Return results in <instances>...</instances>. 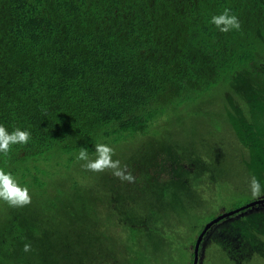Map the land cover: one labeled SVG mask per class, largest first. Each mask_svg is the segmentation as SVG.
I'll return each mask as SVG.
<instances>
[{"label":"trees","instance_id":"obj_1","mask_svg":"<svg viewBox=\"0 0 264 264\" xmlns=\"http://www.w3.org/2000/svg\"><path fill=\"white\" fill-rule=\"evenodd\" d=\"M225 8L240 30L210 23ZM216 94L227 136L210 142L264 150V0H0V125L31 133L0 153V168L31 196L23 207L0 200V264H151L163 255L174 224L164 203L186 187L176 176L189 180L195 167L210 175L167 116L206 115ZM140 136L164 144L154 146L164 155L145 160L174 183L148 170L129 183L77 160L82 148L95 158L97 143L116 151ZM250 209L213 241L228 264L264 260V207ZM118 226L129 243L117 261Z\"/></svg>","mask_w":264,"mask_h":264},{"label":"rangeland","instance_id":"obj_2","mask_svg":"<svg viewBox=\"0 0 264 264\" xmlns=\"http://www.w3.org/2000/svg\"><path fill=\"white\" fill-rule=\"evenodd\" d=\"M205 106L209 108L204 110L206 115L201 113H191L189 115L190 108H187L180 112L170 110L172 114L167 116V119L173 117L172 136L174 135L175 140L179 142L182 149L183 146H191L196 155L205 157V166L210 175H214L215 178L205 175L203 170L202 174L199 171L201 168L197 169V167H193L196 171L194 176L189 177V180L176 176L178 182H181L182 186L185 183L186 187L183 188L184 193L177 195L180 197L175 200L169 199L173 196V191L170 192L171 194L166 195L169 200L164 203V207L170 211L169 221L174 222L173 230L170 234V243L165 248L163 255L158 253L152 259L151 264H191V261L194 260V243L204 227L219 215L258 200L251 196L249 188V181L253 175L264 185V163L262 164L264 150L251 151L234 142H226L225 147L219 146V148H216V145H213L210 139L217 140L223 137L226 139L227 136V130L214 117L216 114H220L222 112L221 108L224 107L222 95L216 94L209 98ZM192 109L196 110L195 105L192 106ZM204 119L208 122V125L204 122ZM208 127L213 132L211 133L213 138L206 131ZM231 144H237L238 146H232ZM124 145L128 147L121 146L118 148L113 159H119L121 165H127L128 171L144 172L148 170L149 173L156 174V178L161 179L160 181H170L171 183L173 181L174 183L175 178L167 171L163 170V173H160L157 166L152 164L154 167H150L148 163L151 162L145 160L146 154H151L149 159H152V157L160 158V154L164 155L160 151L156 152V148H154L156 144H152L150 137L140 136ZM156 146L159 148V145ZM162 147H164V144H161L159 149ZM208 160L214 164L211 166L207 163ZM107 171L111 172L106 170L98 173L105 174ZM138 194L143 195L142 192H138ZM73 198H75V195H72ZM262 198L264 197L260 199ZM150 199L146 202H149ZM261 207H264V204L255 206L252 209L255 210ZM250 210L248 209L247 213L251 212ZM238 214L223 219L209 231L203 242V249L200 251V256L205 257V260H201L200 257L199 264H215V262L216 264H228L227 259L219 257L217 246L213 244V241L230 237L227 228L231 227L232 222L245 213L242 211ZM57 223L61 224V221L58 220ZM124 231L118 226L114 235L117 240L112 241L114 250L116 248L117 261L120 260L119 256H121L119 251L123 250L124 245L129 243ZM69 232L73 236L78 234L73 231ZM102 245L104 247L106 244L103 243ZM123 255L126 254L123 253ZM247 264H264V260L258 257Z\"/></svg>","mask_w":264,"mask_h":264},{"label":"clouds","instance_id":"obj_3","mask_svg":"<svg viewBox=\"0 0 264 264\" xmlns=\"http://www.w3.org/2000/svg\"><path fill=\"white\" fill-rule=\"evenodd\" d=\"M210 23L222 33L232 30H240L241 24L238 17L231 13L229 8H225L221 13L213 15ZM31 139V133L27 130L15 128L9 132L3 125H0V153L7 155L11 147L16 144L26 145ZM95 158H90L88 150L82 148L77 155L78 161H83L82 167L92 172H104L110 170L112 174L129 183L135 182V176L128 171L127 165H121L119 159L114 160L115 149L104 143L95 145ZM251 196L254 199L264 197V185L256 176H252L249 181ZM0 200L6 202L10 207H23L31 203V196L27 187H21L11 173H6L0 168ZM24 251H31V244L24 245Z\"/></svg>","mask_w":264,"mask_h":264},{"label":"water","instance_id":"obj_4","mask_svg":"<svg viewBox=\"0 0 264 264\" xmlns=\"http://www.w3.org/2000/svg\"><path fill=\"white\" fill-rule=\"evenodd\" d=\"M264 204V198L262 199H258V200H255L241 208H238V209H235L233 211H230V212H226V213H223L221 215H219L218 217L214 218L212 221H210L205 227L204 229L201 231L199 237L197 238V241L194 245V260H193V264H199L200 262V249H201V245L203 244L204 240H205V237L206 235L209 233V231L214 227V225L218 224L220 221H222L223 219L225 218H228L232 215H235L237 213H240L244 210H248L250 208H253L255 206H258V205H262Z\"/></svg>","mask_w":264,"mask_h":264}]
</instances>
